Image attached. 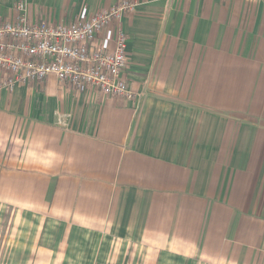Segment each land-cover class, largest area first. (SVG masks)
Here are the masks:
<instances>
[{
    "label": "crops",
    "instance_id": "0c3cea01",
    "mask_svg": "<svg viewBox=\"0 0 264 264\" xmlns=\"http://www.w3.org/2000/svg\"><path fill=\"white\" fill-rule=\"evenodd\" d=\"M20 1L70 24L123 0H0V24ZM129 1L134 101L55 76L0 90L11 264H264V0Z\"/></svg>",
    "mask_w": 264,
    "mask_h": 264
},
{
    "label": "built area",
    "instance_id": "2783aa9c",
    "mask_svg": "<svg viewBox=\"0 0 264 264\" xmlns=\"http://www.w3.org/2000/svg\"><path fill=\"white\" fill-rule=\"evenodd\" d=\"M135 7L134 2L123 0L82 22L51 24L31 22L27 3L20 1L17 19L0 24V90L12 93L18 84L55 76L78 89L89 87L112 98L134 101L137 95L127 79L128 38L120 24ZM116 25L115 48H96L102 33Z\"/></svg>",
    "mask_w": 264,
    "mask_h": 264
},
{
    "label": "rangeland",
    "instance_id": "374dc122",
    "mask_svg": "<svg viewBox=\"0 0 264 264\" xmlns=\"http://www.w3.org/2000/svg\"><path fill=\"white\" fill-rule=\"evenodd\" d=\"M16 212L15 207L0 202V264L14 263L12 260L15 258L21 236L25 231L22 229V221L16 217Z\"/></svg>",
    "mask_w": 264,
    "mask_h": 264
}]
</instances>
